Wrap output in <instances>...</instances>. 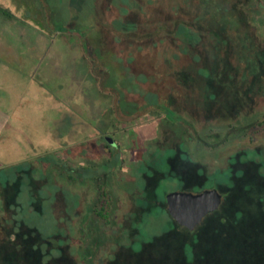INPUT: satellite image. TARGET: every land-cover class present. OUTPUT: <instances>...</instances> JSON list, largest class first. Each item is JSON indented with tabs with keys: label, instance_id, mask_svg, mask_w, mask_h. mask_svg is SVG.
<instances>
[{
	"label": "rangeland",
	"instance_id": "374dc122",
	"mask_svg": "<svg viewBox=\"0 0 264 264\" xmlns=\"http://www.w3.org/2000/svg\"><path fill=\"white\" fill-rule=\"evenodd\" d=\"M104 1L0 0L15 15L13 25L0 17V42L3 48L17 52L11 57L1 53L3 62L39 76L49 100L60 98L58 112L45 120L44 133L49 137L44 142L47 140L49 151L39 148L45 159L32 145L33 152H27L30 158L18 150L12 162L6 157L2 160L13 167L0 172V226L15 227L14 238L22 244L32 232L36 243H28L31 248L23 257L0 253V264H150L147 260L171 264L168 255L170 251L178 254L182 240L170 227L167 193L212 188L229 192L232 181L240 180L242 174L252 185L264 184V135L254 142L242 139L226 145L219 132L214 135L222 140L217 154L206 149L202 156L194 145L197 134L192 126L184 120L175 122L173 114L156 120L145 112L123 114L122 105L130 110L135 103L130 101L145 104L149 92L157 90L150 70H123L118 65L133 51L126 46L124 58L119 54L120 33L134 29L131 21L144 12L146 0H109L106 7ZM195 35L184 33L181 38L195 42ZM133 57L130 53L129 61ZM47 72L56 76L59 90L54 78H46ZM191 99L187 100L190 105ZM201 107L200 113L204 111ZM253 107L249 112L264 111V99ZM181 114L189 117L190 108L185 107ZM222 117L200 116V120L217 127L223 125ZM25 119L19 118L15 128L19 144L29 132L33 137L45 136L26 127ZM187 128L192 130L193 140L186 143ZM105 132L119 147L111 153L105 151L99 136ZM42 162L45 164L40 165ZM26 169L29 174L23 173ZM96 177L102 178L113 199L109 225L92 213L99 195ZM20 178L22 192L18 194L12 187L8 209L3 211V186L9 179L16 182ZM140 186L153 188L157 207L153 204L150 209L135 197ZM147 196L153 197L152 193ZM108 201L104 199L107 205ZM198 238L209 246L190 244L194 263L247 264L255 258L249 245L233 243L222 253L210 236L201 232ZM258 250L264 252V239Z\"/></svg>",
	"mask_w": 264,
	"mask_h": 264
},
{
	"label": "trees",
	"instance_id": "16d2710c",
	"mask_svg": "<svg viewBox=\"0 0 264 264\" xmlns=\"http://www.w3.org/2000/svg\"><path fill=\"white\" fill-rule=\"evenodd\" d=\"M0 17H4L5 23L11 24L15 15L10 8L0 5ZM135 19L143 24L147 33L146 47L153 43L157 48L160 54L157 63L160 66L150 70L153 73L151 79L157 84V90L153 88L156 93L149 92L143 106L137 101L131 104L129 115L145 112L144 115L148 114L156 120L168 119L173 114L175 122L186 121L197 134L194 135L197 139L194 145L202 156L206 155V149L217 154L221 138L226 145H232L242 139L254 142L264 135V111L249 112V108H254L257 101L264 99V0H255V3L251 0H146L144 12L138 13ZM184 33L187 37L190 33L196 34L197 41L188 43L187 39L181 38ZM2 63L17 69L11 63L3 60ZM36 79V85L43 89L44 84L39 76ZM189 98H192L191 105L187 102ZM185 107L190 108V118L181 114ZM199 107L204 111L200 113ZM209 115L223 116V125L216 127L203 124L200 116ZM33 130L39 132L36 127ZM191 131L188 128L184 131L186 143L193 140ZM219 132L224 137L219 139L214 136ZM33 136L31 133L25 136L29 143L19 144L21 149L18 150L26 155L25 158H30L31 154L28 153L33 152L30 148L34 145L36 154L41 153L44 160L45 154L42 155L40 149L47 152L48 147L42 142V135ZM12 167L4 166L2 171ZM29 171L26 169L23 173L29 174ZM243 177L244 174L240 180L232 181L229 192L217 188L223 194L221 208L207 216L195 231L191 232L169 218L172 222L170 227L182 240L178 254L170 251L168 255L171 264H197L192 261L189 248L193 242L209 246L208 241L198 238L201 232L210 236L215 248L222 253L233 243L236 246L242 244L253 247L255 258L247 264H264V252L258 250L260 241L264 239V184L252 185ZM70 178L73 179L71 175ZM95 180L99 195L92 213L97 220L109 225L113 199L108 197L109 192L104 189L102 178L96 177ZM12 187L16 188V193H21L24 188L22 178L16 182L9 179L3 186V211L8 209ZM150 193L153 197H146ZM136 194L135 197L146 202L150 209L153 204L157 207L158 196L152 187L140 186ZM106 198L109 200L108 205L104 203ZM15 231V227L0 226V253L3 256L19 253L23 257L31 248L28 243H36L32 232L25 235V244L17 243ZM148 261L150 264H161L159 260L158 263Z\"/></svg>",
	"mask_w": 264,
	"mask_h": 264
},
{
	"label": "crops",
	"instance_id": "0c3cea01",
	"mask_svg": "<svg viewBox=\"0 0 264 264\" xmlns=\"http://www.w3.org/2000/svg\"><path fill=\"white\" fill-rule=\"evenodd\" d=\"M1 53L10 57L17 55L16 49L3 48L2 42H0ZM2 60L0 57V172L4 166L13 164L5 165L2 162L3 158L6 157V160L8 158L12 162L14 153L18 151L19 140L15 128L19 126V118H26V127H36L41 134H45L42 136L44 142L49 137L48 132L44 133V128L47 126L45 120L49 114L58 112L60 104V98L50 101L49 96L43 94L42 89L36 85L38 76L26 74L2 63ZM45 76L48 79L54 78L55 87L60 89L56 76L49 72L45 73ZM20 140L26 145L29 143L25 138ZM45 143L47 145V140Z\"/></svg>",
	"mask_w": 264,
	"mask_h": 264
},
{
	"label": "water",
	"instance_id": "95a60500",
	"mask_svg": "<svg viewBox=\"0 0 264 264\" xmlns=\"http://www.w3.org/2000/svg\"><path fill=\"white\" fill-rule=\"evenodd\" d=\"M112 142V139H109ZM167 209L171 218L181 227L195 231L207 216L218 211L223 204V194L217 189L202 192L171 191L166 194Z\"/></svg>",
	"mask_w": 264,
	"mask_h": 264
},
{
	"label": "flooded vegetation",
	"instance_id": "af4514ba",
	"mask_svg": "<svg viewBox=\"0 0 264 264\" xmlns=\"http://www.w3.org/2000/svg\"><path fill=\"white\" fill-rule=\"evenodd\" d=\"M108 1L109 0L104 1L103 3L104 7L109 5ZM131 23L133 24L132 26H134L133 31H122L120 33L121 42L119 43V45L121 46L120 47L121 51H118V52H120L119 54H121L122 57L124 58V53L127 52L124 48L126 46H131V48H133V51L130 53H133L134 57L131 61H129V54H130L129 53L128 55L125 56V57L128 56V59L126 60V58H124V62L119 63L118 65H122V67L121 66L120 67L123 70L131 69V70L146 71V70L158 69L160 65L159 63H157V58L158 56H160V54L158 53V51H156L157 48L153 45V43H151L150 45H148V47H146L147 33L145 32V28L143 24H140L137 21H131ZM130 102H136V101H130ZM145 104L141 102L142 106ZM121 108L122 110L125 109L123 110L124 115L130 114V110L125 107V104L122 105ZM108 134L109 132H105L99 136L103 138L102 141L106 149L105 151L111 153L113 151L112 150L113 148L115 149V147L116 148H119V147L116 145L115 140ZM109 139H112V142H110Z\"/></svg>",
	"mask_w": 264,
	"mask_h": 264
}]
</instances>
